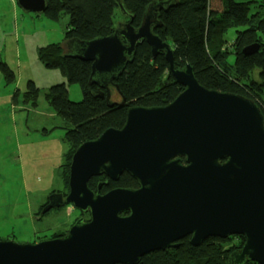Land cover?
<instances>
[{
	"label": "water",
	"instance_id": "water-1",
	"mask_svg": "<svg viewBox=\"0 0 264 264\" xmlns=\"http://www.w3.org/2000/svg\"><path fill=\"white\" fill-rule=\"evenodd\" d=\"M16 2L25 13L48 9V0ZM177 3L153 0L135 27L117 0L129 22L106 37L66 42L65 57L91 63L89 85L105 90L108 103L110 87L141 41L154 59L164 56L184 90L164 107L130 108L121 129L82 143L69 166V192L52 193L36 220L67 205L89 219L80 217L65 236L38 244L0 241V264H141L142 257L187 238L199 247L209 238L235 235L245 243L228 264H264V115L247 97L202 86L192 66L181 67L171 44L155 34L162 27L158 13ZM260 48L255 43L243 53ZM124 173L138 182L137 189L101 194L102 183L97 192L89 188L95 177L115 182Z\"/></svg>",
	"mask_w": 264,
	"mask_h": 264
},
{
	"label": "trees",
	"instance_id": "trees-1",
	"mask_svg": "<svg viewBox=\"0 0 264 264\" xmlns=\"http://www.w3.org/2000/svg\"><path fill=\"white\" fill-rule=\"evenodd\" d=\"M152 1L121 0L133 16V26L139 27ZM217 1H220V9L213 7L214 0H178L175 6L158 13L162 27L154 32L171 44L174 57L181 67L187 64L192 66L202 86L247 97L264 115V0ZM116 2L48 0V9L44 14L55 21L63 15L69 17L65 43L71 39L91 41L106 37L116 29V17H123ZM231 28L236 29V34L234 40L229 42L226 34ZM255 43L262 46L259 52L245 55L244 48ZM64 44L41 48L39 57L48 68L61 70L68 82L77 84L83 94L81 102H72L65 84L51 86L46 94L53 111L65 124L64 139L68 144L66 172L69 173L72 156L82 143L96 140L107 129H121L132 107H164L170 104L184 87L171 75L164 56L160 54L154 59L150 46L141 41L133 61L114 82L119 90L115 85L110 87L108 103L105 90L89 85L91 63L65 57ZM6 72L8 80H12V73ZM28 87L27 96L35 99L38 94L35 83L29 81ZM101 94L103 97H100ZM115 94H119V101H115ZM66 178H69L67 174ZM101 183L102 194L116 188L139 187L138 182L127 173L115 182L105 176L93 178L89 187L97 192ZM65 235L54 234L51 239ZM244 243L243 236L235 235L227 239L209 238L199 247H194L187 238L177 247L142 257L140 263L228 264L229 255L242 248Z\"/></svg>",
	"mask_w": 264,
	"mask_h": 264
},
{
	"label": "rangeland",
	"instance_id": "rangeland-1",
	"mask_svg": "<svg viewBox=\"0 0 264 264\" xmlns=\"http://www.w3.org/2000/svg\"><path fill=\"white\" fill-rule=\"evenodd\" d=\"M213 7L220 9V1L214 0ZM124 22L129 20L116 17L117 27ZM68 23L66 15L55 21L23 12L15 0H0V241L38 244L54 234H67L84 217L67 205L35 218L52 192L67 193L66 174L69 177L65 124L46 94L51 86L65 84L72 102L83 100L77 84L39 57L41 48L65 43ZM235 32L228 30L229 42ZM29 81L38 89L35 99L27 96ZM114 98L119 101V94Z\"/></svg>",
	"mask_w": 264,
	"mask_h": 264
},
{
	"label": "flooded vegetation",
	"instance_id": "flooded-vegetation-1",
	"mask_svg": "<svg viewBox=\"0 0 264 264\" xmlns=\"http://www.w3.org/2000/svg\"><path fill=\"white\" fill-rule=\"evenodd\" d=\"M125 23V22H124ZM69 179V178H68ZM67 184V185H66ZM65 186H66V189H67V193L69 192V188H68V180L67 181H65ZM102 187V186H101ZM100 190H101V188H100ZM54 192H57V191H54ZM54 192H52V193H54ZM58 192H60V191H58ZM66 192V191H65ZM51 193V194H52ZM60 193H62V194H64V195H66L64 192H60ZM100 193H101V191H100ZM50 194V195H51ZM102 194V193H101ZM105 194V193H104ZM48 199H49V197H48ZM46 200V203L42 206V208H41V210L46 206V205H48V203H49V200ZM41 210H40V213H41ZM83 214V213H82ZM89 213H87V214H84V218H85V220H87L86 219V217H85V215H88ZM89 217H90V215H89ZM36 218V217H35ZM89 219V218H88Z\"/></svg>",
	"mask_w": 264,
	"mask_h": 264
},
{
	"label": "crops",
	"instance_id": "crops-1",
	"mask_svg": "<svg viewBox=\"0 0 264 264\" xmlns=\"http://www.w3.org/2000/svg\"><path fill=\"white\" fill-rule=\"evenodd\" d=\"M16 1V0H15ZM16 4H17V2H16ZM35 15H37V14H35ZM39 16V15H38Z\"/></svg>",
	"mask_w": 264,
	"mask_h": 264
}]
</instances>
